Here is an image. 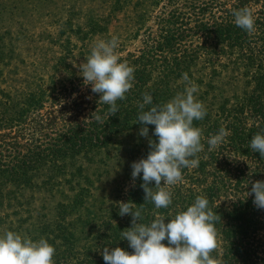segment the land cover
<instances>
[{
  "label": "trees",
  "instance_id": "obj_1",
  "mask_svg": "<svg viewBox=\"0 0 264 264\" xmlns=\"http://www.w3.org/2000/svg\"><path fill=\"white\" fill-rule=\"evenodd\" d=\"M141 1V17L149 15V7L160 4L153 14L155 27L144 32V46L138 53L128 52L120 58V62L134 67L135 80L127 98L117 102L119 112L115 116L105 117L110 106L99 104L97 94L92 110L104 118L103 123L91 118L92 113L81 122L69 121L41 137L37 130H31L30 115L44 106L46 90L38 87V91L17 90L12 94L0 82V131L19 129L29 135L24 148L17 141L0 142V198L4 199L3 191L9 184L20 189L34 187V178L44 172H50L47 181L65 169L68 159L74 163L82 153L106 148L118 136L140 129L138 105L143 102V94H151L154 103H166L184 92L182 76L187 73L201 92L194 93L196 99L207 110L203 120L193 123L201 129L204 144V150L197 154L199 165L184 168L183 182L167 189L173 200L167 209H156L152 202H145L140 187L142 174L123 201L137 207L144 204L143 223H150L157 215L167 223L186 211L197 196H204L209 207L221 216L216 224L219 248L212 255L220 264H264V210L254 206V193L248 196L252 187L249 181H264V158L250 148L252 137L264 133V0ZM243 7L253 10L256 30L251 35L234 23V12ZM224 71L245 77L250 89L243 95L224 98L220 104L213 103L206 94L215 86L204 78L221 76ZM197 83L204 84L207 91ZM148 127L149 136L158 142L153 135L155 126ZM221 127L229 135L209 151L207 140ZM144 145L139 159L146 158L150 151L148 139ZM150 186L154 187V182ZM84 193L82 188L72 204H81ZM62 207L52 231L56 235L46 237L56 249L55 264H105L104 247L134 251L121 237V232L132 226V218L119 215L118 203L98 225L91 243L84 246L77 243L71 231L66 215L69 205Z\"/></svg>",
  "mask_w": 264,
  "mask_h": 264
},
{
  "label": "rangeland",
  "instance_id": "obj_2",
  "mask_svg": "<svg viewBox=\"0 0 264 264\" xmlns=\"http://www.w3.org/2000/svg\"><path fill=\"white\" fill-rule=\"evenodd\" d=\"M141 2L0 0L1 85L12 94L17 90L38 91V87L46 90L44 106L30 115L31 130H37L35 133L42 137L69 121L81 122L94 113L97 94L84 84L78 66L86 62L96 42L113 36L118 38L115 51L119 58L128 52L138 53L144 46V32L155 27L153 14L161 7L153 5L149 15L141 17ZM204 80L215 86L214 90L208 88L206 97L217 104L250 89L246 78L232 71L215 78L206 76ZM197 84L207 91L204 84ZM139 131L118 136L106 148L82 153L74 163L68 159L65 169L49 180L46 176L50 172L34 178V187L6 186L4 199L0 198V235L14 231L34 241L53 237L57 215L63 212L62 205H69L66 215L71 231L79 245H89L98 225L106 220L103 218L110 216L133 185L131 164L139 160L147 144ZM28 136L19 129L2 130L0 142L17 141L24 148ZM82 188L84 201L73 205Z\"/></svg>",
  "mask_w": 264,
  "mask_h": 264
},
{
  "label": "clouds",
  "instance_id": "obj_3",
  "mask_svg": "<svg viewBox=\"0 0 264 264\" xmlns=\"http://www.w3.org/2000/svg\"><path fill=\"white\" fill-rule=\"evenodd\" d=\"M234 17L236 26L249 35L255 32L252 9L243 7L236 10ZM118 47L115 36L108 41L100 40L92 47L86 62L78 66L84 84L91 86L92 93L99 94L98 103L110 106L105 117L119 112L117 102L127 98L135 80L134 67L120 62L115 51ZM182 79L186 82L184 92L168 102L154 103L153 96L144 93L143 102L138 105L137 123L141 125L138 135L148 139L150 151L146 158L131 164V177L135 186L136 179L142 174L140 187L145 193L144 200L152 202L156 209H167L172 205V193L167 189L183 182L182 170L197 167V154L204 150L201 129L194 127L193 123L203 120L207 110L194 96L198 86L189 80L187 73ZM91 118L104 122L97 110ZM148 125L155 126L153 135L158 142L149 136ZM228 135V131L221 127L207 140L208 150L218 147ZM250 148L264 158V133L252 137ZM153 182L154 187L150 186ZM249 183L252 187L248 196L254 193V206L264 210V181ZM143 205L137 207L131 201L118 202L119 215L132 218V226L122 231L121 237L134 251L130 253L121 247H104L102 256L105 264H220L212 253L219 248L216 224L221 222V216L209 207L206 197L197 196L186 211H180L167 223L159 215L150 223H143ZM165 240L167 244L163 243ZM55 254V247L47 239L34 241L14 231L0 235V264H55Z\"/></svg>",
  "mask_w": 264,
  "mask_h": 264
}]
</instances>
